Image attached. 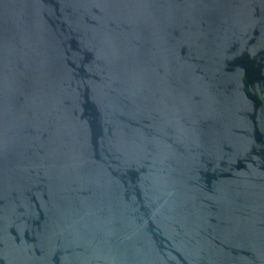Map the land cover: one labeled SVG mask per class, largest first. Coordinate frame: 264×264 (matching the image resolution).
Listing matches in <instances>:
<instances>
[{"label": "water", "instance_id": "1", "mask_svg": "<svg viewBox=\"0 0 264 264\" xmlns=\"http://www.w3.org/2000/svg\"><path fill=\"white\" fill-rule=\"evenodd\" d=\"M0 264H264V0H0Z\"/></svg>", "mask_w": 264, "mask_h": 264}]
</instances>
